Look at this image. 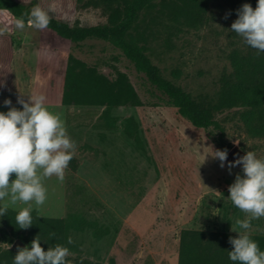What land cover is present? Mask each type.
I'll return each instance as SVG.
<instances>
[{
    "label": "rangeland",
    "instance_id": "374dc122",
    "mask_svg": "<svg viewBox=\"0 0 264 264\" xmlns=\"http://www.w3.org/2000/svg\"><path fill=\"white\" fill-rule=\"evenodd\" d=\"M17 1L71 25L108 22L109 10L102 2L81 6L77 0ZM206 17L204 24L186 27L157 6L140 15L131 34L166 79L196 100L216 103L224 77L232 72L231 55L248 45L230 30L238 15L228 0H212ZM18 20L0 11V112L9 110L5 100L22 110L19 97L27 101L29 95H42L45 107L60 114L76 144L63 182L55 175L45 178L47 200L39 208L32 205L38 217L85 220L81 229L66 232L63 246L70 250L71 264H179L182 231L238 234L232 231L240 230L236 221L250 217L229 199V186L237 174L243 175L242 167L229 170L227 162L220 167L208 131L181 118L109 43L88 40L79 48L47 28L25 22L23 29L17 28ZM70 55L110 80L117 72L124 74L141 105L113 108L114 126L102 117L103 106H64ZM244 112L233 108L215 114L232 145L226 150L237 147L236 155L253 151L264 158V138L251 136ZM128 120L135 125L132 135L126 131ZM24 207L17 203L8 209ZM1 229L10 233L2 216ZM259 235H264V217L251 219L250 236ZM39 239L45 250L56 244ZM0 249L13 250L12 244L2 242L1 233Z\"/></svg>",
    "mask_w": 264,
    "mask_h": 264
},
{
    "label": "trees",
    "instance_id": "16d2710c",
    "mask_svg": "<svg viewBox=\"0 0 264 264\" xmlns=\"http://www.w3.org/2000/svg\"><path fill=\"white\" fill-rule=\"evenodd\" d=\"M98 1V2H97ZM102 2L109 10L106 24L92 26L71 25L49 15L47 29L69 40L77 47L88 40H100L109 43L133 64L136 71L143 74L146 81L175 108L177 114L195 128L209 132V138L218 150L230 149L232 145L226 139V133L215 114L224 109L243 108V120L252 137L264 138V52L248 46L246 51H236L231 57L232 72L224 77L216 103L194 99L181 86L166 79L159 67L146 55L144 47L132 37V30L144 12L161 7V13L172 21L186 27L196 28L205 23L212 0H77L81 6ZM232 9L237 11L243 4L257 6L258 0H228ZM116 3V6L113 4ZM0 11L29 23L32 8L17 0H0ZM141 100L127 77L117 72V78L110 80L95 68L79 62L69 56L64 80L62 104L64 106H103L102 115L110 126L116 119L110 117L113 108L122 105H141ZM126 131L132 135L135 125L127 121ZM76 170V166L71 164ZM12 177H15L14 175ZM18 211L8 209L2 216L10 233L1 229L3 243L12 244L11 236H17L30 246V237H44L49 244L66 243V232L78 230L85 223L83 218L48 219L38 217L31 211L33 225L20 229L15 222ZM54 234V235H53ZM239 234L229 232L204 233L196 230H184L180 237L179 264H238L229 259L233 245L229 237ZM264 251V235L251 236ZM47 251V250H45ZM16 251L0 249V264H13ZM71 260L70 257H68Z\"/></svg>",
    "mask_w": 264,
    "mask_h": 264
},
{
    "label": "clouds",
    "instance_id": "9594fccd",
    "mask_svg": "<svg viewBox=\"0 0 264 264\" xmlns=\"http://www.w3.org/2000/svg\"><path fill=\"white\" fill-rule=\"evenodd\" d=\"M237 15L230 30L258 53L264 52V0H258L255 8L243 4ZM29 23L37 29H46L50 23L48 12L33 8ZM16 26L23 29V21L18 20ZM17 103L22 105V110L11 107V100H5L9 110L0 112V216L7 213L9 205H27L15 217L19 228L26 230L33 225V203L39 208L47 200L44 179L55 175L63 182L76 144L60 114L45 107L44 96L29 95L27 101L21 96ZM212 156L219 159L221 168L226 162L229 170L242 165L243 175L237 174L229 186V199L250 219L236 221L239 231L232 227L239 235L229 237L233 245L229 259L238 264H264V251L250 236L251 219L264 217V158L248 151L234 162H228L226 149L216 150ZM13 175L15 179H11ZM67 242L72 244V238L68 237ZM69 256V248L61 244L49 246L45 251L37 236L30 246L18 248L13 264H71Z\"/></svg>",
    "mask_w": 264,
    "mask_h": 264
},
{
    "label": "water",
    "instance_id": "95a60500",
    "mask_svg": "<svg viewBox=\"0 0 264 264\" xmlns=\"http://www.w3.org/2000/svg\"><path fill=\"white\" fill-rule=\"evenodd\" d=\"M238 148L234 147L229 153H228V157L227 160L228 162H234L236 159H238L241 156L236 155ZM242 167V165H240ZM27 246L23 241H21L20 239L16 240L13 245H12V249L13 250H17L18 248H22Z\"/></svg>",
    "mask_w": 264,
    "mask_h": 264
},
{
    "label": "flooded vegetation",
    "instance_id": "af4514ba",
    "mask_svg": "<svg viewBox=\"0 0 264 264\" xmlns=\"http://www.w3.org/2000/svg\"><path fill=\"white\" fill-rule=\"evenodd\" d=\"M238 156H241V157H242V156H244V155H242V154H238Z\"/></svg>",
    "mask_w": 264,
    "mask_h": 264
}]
</instances>
